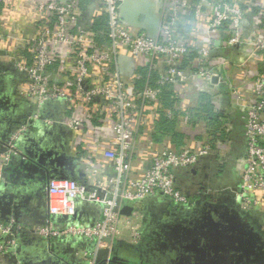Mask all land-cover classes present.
<instances>
[{"label":"built area","instance_id":"2783aa9c","mask_svg":"<svg viewBox=\"0 0 264 264\" xmlns=\"http://www.w3.org/2000/svg\"><path fill=\"white\" fill-rule=\"evenodd\" d=\"M27 1L33 10L32 33L21 27L23 1L0 0V63L20 76L14 85L15 100L24 102L29 122L11 125L0 155V186L29 131L69 130L71 150L80 162L88 163L91 182L50 179L47 216L29 234L35 242L76 239L90 243L91 248L79 247L83 264H97L99 250L141 242L139 226L145 214L139 205L148 198L161 194L175 207L190 206L188 194L177 186V172L221 155L211 143L203 142L178 150L153 149L149 163L141 161L139 136L150 122L154 126L164 116L176 119L180 126L190 125L203 116L200 108L189 109L184 103L166 107L161 88L149 85L150 74L173 92L197 76L226 81V59L215 58L213 52L241 45L250 21L255 54L264 59V0H159L161 20L155 40L125 23L120 14L123 0ZM92 5V18L83 27V15ZM98 19L106 29H94ZM200 31L207 35L204 43ZM122 56L132 60L131 74L123 73ZM141 70H147L144 86H138ZM243 76L254 83L241 132L228 117H221L219 129L227 137L220 141L244 137L247 153L234 191L245 212L263 210L264 228V70L253 73L244 68ZM233 90L240 96L234 85ZM92 121L101 122L103 137H96L95 131L90 136L86 129ZM216 130L209 134L219 140ZM76 145L82 150H74ZM104 164H110L108 177L100 167ZM124 205L135 207L131 215L121 214ZM91 207L101 211L96 219L76 216L79 208L89 214ZM5 208L13 214L0 215V264H24L19 214L25 212L21 207L14 211L8 202Z\"/></svg>","mask_w":264,"mask_h":264},{"label":"crops","instance_id":"0c3cea01","mask_svg":"<svg viewBox=\"0 0 264 264\" xmlns=\"http://www.w3.org/2000/svg\"><path fill=\"white\" fill-rule=\"evenodd\" d=\"M20 11L23 14L21 27L25 28L28 33L34 31V23L32 17V7L27 0H22ZM157 3L158 9L161 6L159 0H153ZM23 4V6H22ZM160 11V9H159ZM243 34V43L234 48H222L213 52L214 57L217 56L226 59L229 70L225 71L226 81H207L202 77L192 78L188 86H182L177 88V92H174V96L180 95L182 100H178L174 106L182 105L189 109H197L205 107L207 104L210 105L211 112L208 111L210 118L205 116H199L190 125L181 126L173 122L172 128L178 133L177 136L171 137L159 136L157 132L161 130V127L155 122L154 126L150 122L144 129L141 130L139 136V148L138 154L141 156V161L144 164H148L150 161L151 151L157 148H172L180 149L187 144L191 146H201L203 142L211 143V146L219 151L221 154L219 157H210L207 161L196 167L197 172L193 173L190 170H181L176 174L177 186L190 198V206L181 207L188 211L189 219L198 216L201 212L200 207L204 204L209 205L210 208L221 207L224 209L219 216L226 219L228 216L227 206H236L240 213L241 218L249 223V225L255 226L257 230L264 233V228L261 225H257L254 220H258L260 224H263V210L252 209L251 211L245 212L238 203L235 195V185L241 177L243 169L242 159L247 153L246 141L241 140L239 136L238 141L221 142L226 138V134L219 128L220 122H215V117L226 116L237 126H241L244 122V117L247 112V104L252 99V88L253 81L251 79L244 80V68H247L251 72H257L264 70V59H260L255 54V45L252 38L251 21L247 23ZM201 30H203L201 28ZM207 35L200 31V41L206 42ZM8 74V75H6ZM3 77V81L0 82V155L3 153L4 144L7 136L11 132V125H17L23 123L28 125L29 122L26 112V108L23 101L15 100L14 85L19 80L20 76L12 75L9 70H5L0 63V76ZM10 76V77H9ZM235 86L240 92V96L236 95L232 86ZM178 93V94H177ZM173 96V97H174ZM178 97V99L180 98ZM178 110L180 108H177ZM20 121L16 122V121ZM210 121H214L210 123ZM160 129V130H159ZM219 129V132L216 130ZM89 131L90 136L103 137L104 131L101 126V122L92 121V123L86 129ZM213 130L215 133H219V140L213 139L210 134ZM210 131V134H209ZM37 133V135H34ZM223 133V134H221ZM35 139L42 143L44 147H52L61 151L68 152L78 163V168L86 173L85 179L91 182V171L87 169V164L80 162L76 157L77 154L71 150V135L69 130L65 128H46L44 131L38 129L33 130ZM215 135V134H214ZM159 136V137H158ZM217 137V136H216ZM25 143V140H23ZM22 142V144H23ZM3 149V150H2ZM74 150L80 151L82 147L76 145ZM100 163H105L100 161ZM16 164V163H15ZM108 167L110 164H107ZM106 165V166H107ZM19 164L11 165L7 170V175L4 177L6 186L2 188L1 194L6 196L9 208L14 211L16 208L24 210L25 214L20 216L23 226V254L27 258L24 264H83V258L81 256L80 246L84 247L85 243L76 239H64L57 240L54 242H47L43 240H37L35 242L29 234V229L34 227L38 222L43 221L47 216V193H45L35 178L28 177L26 174L18 173L14 168ZM104 165H101V169L105 171V176L108 177L110 169H103ZM108 172V173H107ZM107 173V174H106ZM200 179L201 181L199 182ZM196 181V182H195ZM195 182V183H194ZM184 185L188 186V189H184ZM26 198V199H25ZM27 201V202H26ZM146 206V217L149 219L144 221L139 226L141 232V239L146 236L144 240V249H133L130 251L125 248L121 243V253L127 257L140 258L138 253H143L146 258L154 261L156 258H165V255L159 256L160 254L157 247H163L164 251L170 255L172 259H178L180 257L179 251L174 250L175 246H179L188 240L191 236H200L203 238L207 235V223L208 212L199 220L184 222L178 226H174V231L177 235L173 239L172 243L164 239L162 232L159 230L156 221L162 219L165 213L170 212L172 204L166 198L158 194L150 197L144 201ZM27 205V208H26ZM7 211V210H6ZM101 211L96 207H91L90 213L82 210L83 219L93 220L100 216ZM13 211H7V214ZM219 214V213H218ZM187 217V218H188ZM193 220V219H191ZM146 222V224H145ZM203 225V226H202ZM211 225V223H210ZM260 227V228H259ZM206 230V231H205ZM80 243V244H79ZM160 243V244H159ZM135 251V252H133ZM125 256V257H126ZM215 256L212 255V258ZM163 261V260H162ZM10 263V262H9ZM11 264V263H10Z\"/></svg>","mask_w":264,"mask_h":264},{"label":"water","instance_id":"95a60500","mask_svg":"<svg viewBox=\"0 0 264 264\" xmlns=\"http://www.w3.org/2000/svg\"><path fill=\"white\" fill-rule=\"evenodd\" d=\"M92 14L93 5L83 15L81 20L83 27L92 18ZM120 14L125 23L144 31L151 39H157L161 15L155 1L123 0ZM120 64L123 73L131 74L133 62L129 57H120ZM16 122L20 123L18 120ZM32 133L31 130L24 136L25 143L22 144V152L12 161V166L16 164L20 166V168L15 166L14 169L17 172H23L26 176L35 178L45 193H47V185L50 179L84 182L86 173L78 168L77 161L68 152L42 146V143L35 139L34 135L37 133L34 135ZM191 171L197 172L196 168ZM5 186V182L0 186V215L2 218H6L7 214L6 196L1 194V190ZM134 209L135 207L132 205H124L120 212L129 216ZM225 209L228 214L225 219L226 222L223 217L218 216L217 210H209L208 221L212 228L207 231L204 239L191 236L184 243L175 246L174 250L182 252L186 258L189 255L192 256L197 260L196 264L198 261L204 264H220L225 257H231L230 252L232 251V260L237 258L239 262L234 263L232 261L231 264H264V233L245 222L235 205L227 206ZM81 213L79 208L76 216L81 217ZM212 253L214 258H212ZM121 254L116 251V246L113 247L112 251L101 249L98 252L97 264H146L141 262V258L130 257V255L129 257L125 255V257ZM223 254L224 257H222ZM173 261L177 263V259H173Z\"/></svg>","mask_w":264,"mask_h":264},{"label":"flooded vegetation","instance_id":"af4514ba","mask_svg":"<svg viewBox=\"0 0 264 264\" xmlns=\"http://www.w3.org/2000/svg\"><path fill=\"white\" fill-rule=\"evenodd\" d=\"M2 81H3V77L1 75L0 76V82H2ZM197 180H199V182L201 181L200 179H197ZM184 189H188V186H185L184 185ZM208 206L209 205H206V204L202 205L200 207L201 212L198 214V216L192 217V218L189 219V217H188V214H189L188 211L184 210L181 207H175V206L172 205L170 212L165 213V215H164V217L162 219H157L158 221H156L157 226H158L159 230L162 232V235H163L164 239H166V240L170 241V243H172L173 239L177 235L176 231H174V228H173L174 226H178L179 224H183L184 222H191V221L197 220V217L200 220L205 215V213L209 212V210H212V209H213L212 211L217 210V212L219 213L218 216L220 215V213H221V216L223 215L222 214V211L224 209H222L221 207L210 208ZM223 217H225V216H223ZM146 218L148 220L149 219V216L147 215V217H145V220H146ZM191 219H193V220H191ZM223 220L225 221V219H223ZM254 221H255V223L257 225H259V226L261 225L258 220H254ZM204 227L205 228L207 227V231L208 230H211V228H212V226L210 225V223H207V225L204 226ZM197 237L201 238L200 236H197ZM145 239H147V238H145ZM201 239H204V237L201 238ZM120 245H121V243H117L115 245L116 246V251H118L119 253H121V250H122ZM143 245L142 246H139V247L136 246L134 248H136V249L139 250V249H141V247H143V249H144V246ZM123 246L125 248H127V249L130 248L129 249L130 251H132V249H133V247H131L130 245H127V244H124ZM157 249H159L158 251H160L159 252L160 254H158L159 256H162L163 254L165 255V258L164 259H162V258H156L154 261H151L148 258H146L144 255H142L143 253H138L140 255L141 262L146 263V264H196V261H197L196 259H194L190 255H189L190 257L188 256V258H186L185 257L186 255H184L180 251H179L180 257L177 259V261H176L177 263H174L175 261H173V259L170 257V255L164 251L165 249H163V247L160 246V247H157ZM133 252H135V251H133ZM221 253H224V252H221ZM230 253H231V257L230 256L229 257H225L224 260H221V263L220 264H231L232 261H234V263H238L239 262L237 258L234 259V260H232V253H233V251L230 252ZM222 257H224V254H223ZM197 264H204V263H201L200 261H198ZM210 264H212V263H210Z\"/></svg>","mask_w":264,"mask_h":264},{"label":"trees","instance_id":"16d2710c","mask_svg":"<svg viewBox=\"0 0 264 264\" xmlns=\"http://www.w3.org/2000/svg\"><path fill=\"white\" fill-rule=\"evenodd\" d=\"M94 29H106V24L104 21H101L100 19L96 20L95 24H94ZM142 73V78L139 79L138 81V86H144L145 85V81H146V75H147V70H141L140 71ZM150 78H151V81H149V85L152 87H157L159 86L162 90V94H161V99L164 103V105L166 107H172L176 104V102L178 101V98L176 96H174V92L172 90L171 87H169L168 85H158L156 83V76L154 75V73H151L150 74ZM174 96V97H173ZM200 111L202 112L203 116H205L206 118H210L209 115H208V111L211 112V109H210V105L207 104L205 107L200 108ZM213 114V112H211ZM221 117H224V116H218L217 118L215 117V122L219 121L220 122V118ZM173 122H175V120L173 119H168L166 117H161L160 120L157 122L159 128L161 127V130L157 132V135L159 136H167V135H170L171 137H175L178 135V133L176 132V130H174L172 128V125H173ZM214 121H210V123ZM221 125V123H220ZM236 129H237V132L240 134L241 132V126H237L236 125ZM158 136V137H159ZM241 140H245L244 137H240ZM239 138H237V141L240 140ZM139 207L141 208V210L144 212L145 214V217H146V214H147V211H146V206H145V202H142ZM186 210V209H184ZM145 221V220H144ZM146 224V222H145ZM144 240H145V236L144 238L141 239V242L139 243L138 247L139 246H142L144 244ZM80 244V243H79ZM92 244H86L84 247H88V248H91Z\"/></svg>","mask_w":264,"mask_h":264},{"label":"clouds","instance_id":"9594fccd","mask_svg":"<svg viewBox=\"0 0 264 264\" xmlns=\"http://www.w3.org/2000/svg\"><path fill=\"white\" fill-rule=\"evenodd\" d=\"M53 207H54V209H55V208L57 207V205L54 203Z\"/></svg>","mask_w":264,"mask_h":264}]
</instances>
